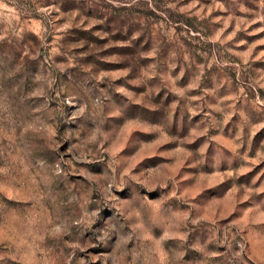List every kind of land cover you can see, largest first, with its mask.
I'll return each instance as SVG.
<instances>
[{
    "label": "rangeland",
    "instance_id": "1",
    "mask_svg": "<svg viewBox=\"0 0 264 264\" xmlns=\"http://www.w3.org/2000/svg\"><path fill=\"white\" fill-rule=\"evenodd\" d=\"M0 264H264V0H0Z\"/></svg>",
    "mask_w": 264,
    "mask_h": 264
}]
</instances>
